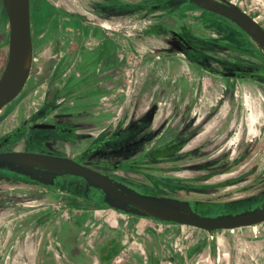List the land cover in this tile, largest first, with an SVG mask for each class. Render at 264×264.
Segmentation results:
<instances>
[{"label": "rangeland", "instance_id": "rangeland-1", "mask_svg": "<svg viewBox=\"0 0 264 264\" xmlns=\"http://www.w3.org/2000/svg\"><path fill=\"white\" fill-rule=\"evenodd\" d=\"M139 1V7H124L122 23L118 24L121 36L110 39L118 47L115 57L120 59L117 63L120 66L104 72L103 69L108 68L110 60L104 59V56L98 60L99 64L102 63V70L96 71L94 79L97 82L100 79L107 82L104 81L96 88L99 90L100 86L104 89L107 87L111 92L109 98L100 105L106 102L104 108L111 111L102 119L96 114L75 119L79 129L94 127L97 129L95 134L106 126L104 131L97 133L96 138L94 136L93 141L84 143L82 147L107 139L100 149L91 154V158L114 163L131 159L143 150L145 152L155 142V156L150 155L127 164L123 171L111 170L113 174L144 192L207 203V208L200 211L202 214H216L226 210L238 212L256 206L264 198V81L223 78L202 68L215 64V51L219 48L224 52V55H219L221 61L226 64L259 62L254 45L251 43L252 46L247 48L244 44L242 47L245 49L241 54L230 53L223 49V45H226L224 40L217 41L220 34L212 26L213 23L190 4L185 5L181 0H164L161 9L150 12L145 5L158 0ZM233 1L264 24V0ZM56 2L31 0V75L19 96L0 113V137L40 107L43 117L53 114L58 107L57 100L62 95H66L61 103L63 110H83L90 102L87 96L89 94L85 90L88 88L86 86L95 87L97 83L92 81L91 76L88 77L89 66L95 62L85 64L81 56L85 58L84 49L97 46L94 33L108 36L106 32L109 30L105 24L87 22L84 24L88 30L86 37L65 32L75 29L67 23V16L61 14L57 19ZM66 2L68 0H63V5L66 6ZM87 4L84 10L88 15L93 12L89 7L94 5L89 2ZM180 21L188 25L190 40L205 54L196 56L187 53L184 57L180 54L183 49L168 32H162L160 26V34H145V30L160 23L180 30L177 26ZM228 34H232L231 31L226 36ZM7 40L8 21L0 0V72L7 57ZM85 46L87 48H83ZM60 58L63 63L58 73L54 67ZM76 72L80 73L76 75L78 80L72 77ZM57 75L60 76L58 83ZM69 75V85L73 81L76 84L65 87L67 82L63 85V81ZM115 75H118L117 81H108ZM148 76L155 79L157 84L165 80L171 82V91L165 93L168 97L160 99L162 103L159 105L151 103L147 106L148 102H144L140 107H135L136 113L131 114V109L124 113L126 100L132 99V95ZM203 76L218 80V86L214 81L212 89H202L200 80ZM179 78L184 83L181 90L178 88ZM223 80L228 82L225 87ZM177 96L181 97L180 102L176 101ZM72 101L76 106L68 108L67 105ZM183 110L196 122L193 125L196 131L186 129L184 133L170 134L157 141L155 138L158 137L156 135L160 131V125L164 126L169 116ZM139 111V115H136ZM155 111L159 115L157 114L155 123L152 124ZM126 118L130 122L122 127L127 122ZM35 131L40 136L56 135V131L52 129ZM118 132L120 134L117 136ZM50 139L55 138L50 136L48 140ZM66 139L70 142L65 141ZM77 142L74 136L61 137L57 146L53 143H42L40 150L59 154L57 149H60L68 154H75L82 148ZM29 145L28 141L17 140L6 148H27ZM164 145L170 146L169 152L172 154L160 157L164 153L158 149ZM181 158L184 160L177 161ZM155 175L167 176L188 186H168L154 180ZM64 180V177L58 178V181ZM59 194L61 193H57L55 189L35 188L15 175L0 172V264H23L19 262L21 254L29 255L35 251L28 242V237L37 232L35 209L38 207L43 208V212H37V217L40 221L44 220V240L50 241L46 245L51 243V228L72 216L69 212L58 216L47 214L48 209L63 206L62 201L66 200L62 195L58 197ZM109 212L106 214L109 220L115 222L116 218L139 230L134 237L141 243L139 250L142 257L146 255L144 250L149 249L148 244L155 247V251L157 246L161 254H170L171 262L167 259L162 264H264V222L208 232L195 226L158 224L160 221L154 218L151 219L157 222ZM197 244L199 246L195 247ZM45 249L50 250V247Z\"/></svg>", "mask_w": 264, "mask_h": 264}, {"label": "flooded vegetation", "instance_id": "flooded-vegetation-1", "mask_svg": "<svg viewBox=\"0 0 264 264\" xmlns=\"http://www.w3.org/2000/svg\"><path fill=\"white\" fill-rule=\"evenodd\" d=\"M57 2L55 3V10L57 11V19L58 17L62 14L63 16H67V23L74 27V31H65L67 33H74L76 36L78 35H83L82 37H86L88 34V30H86L85 25L87 22L88 23H94V24H105L107 31L106 33L108 36H105L104 34L101 33H94L95 34V39L97 40V46L96 47H89L87 50H83V56H81V59H84L85 64L91 63V61L95 62L93 65L90 64L89 68V76H91V79L93 82L95 81V73L96 71H100L101 69V64H99L98 60L100 59L101 56H104V59L110 60L108 61V68L106 70L103 69V71L107 72L110 70H113L114 66L119 67L120 65L117 63L120 62V59L115 57V53L118 50L117 45L111 41L110 39H117L119 38L120 35V30L118 29V24L122 23L123 20V15H124V7L125 6H130V7H139L140 1L139 0H131L130 2L128 0H86L83 2V0H73L78 2L79 4H75L71 0H68V3L66 2V7L63 5V0H56ZM182 3L185 5L190 4L194 8L198 9L205 15V19L209 20L212 24V26L216 29L217 32H219L220 36L218 38L219 41H223L226 45H223L225 48H223L225 51L228 52H233L234 54L238 53L241 54V51L245 48L242 46L245 44L247 45V48L251 47V43L254 45V50L259 55V62L256 63H248V62H232L229 64L224 63L221 61V56L219 55H224L223 50L220 51V48L215 51L217 54L215 64H218L220 66H216L215 64H212V66H209L206 68H202L209 70L212 74L216 76H221L223 78L225 77H233V78H250V79H255V80H263L264 81V52L263 50L259 47V45L243 30L241 29L235 22L229 20L226 17H223L219 14H216L212 11L206 10L204 8H201L193 3H191L189 0H181ZM218 2L224 3L225 1H229L237 6L240 7V5L236 4L233 0H216ZM91 3L92 7H89L90 9L93 10V12L89 13L87 15L86 10L84 8L88 5L87 3ZM3 5V4H2ZM146 9H148L150 12H154L156 10L161 9L164 6V0H158L156 3L152 4H146ZM80 7V8H79ZM4 8V7H3ZM241 8V7H240ZM63 9H67L64 11H67L65 13ZM243 11H245L247 14H249L251 17H253L263 28L264 24L261 23L257 17L252 16L249 12H247L245 9L241 8ZM5 11V10H4ZM6 14V13H5ZM7 17V15H6ZM8 21V18H7ZM208 21V22H209ZM30 26H31V0H30ZM161 28V31L168 32L170 36L173 38V40L183 49L180 51V54L186 57L187 53H192L194 55H199V54H205L202 52L200 48H198L193 41L190 40V34L188 33V25L180 21V25H177L180 30H175L172 29L171 27L167 26L166 24L160 23V25H153L147 30H145L146 35H154L155 34H160V30L158 28ZM226 29L228 31H226ZM158 30V31H157ZM231 31L232 34H228L226 36V33ZM176 33L177 35H174ZM112 36V37H109ZM31 36H32V28H31ZM182 37L188 45L191 47H187L186 44L183 42ZM78 39L80 37H77ZM8 40H9V25H8ZM8 40H7V57H8ZM87 43V42H86ZM239 45V46H237ZM221 46V47H223ZM237 46V47H236ZM82 47V46H81ZM32 48H33V37H32ZM83 48H87L86 46ZM215 54V55H216ZM7 57L4 63V66L0 72V76L3 72V69L5 67ZM117 61L116 63H113L114 61ZM64 61V60H63ZM101 62V61H100ZM62 60L61 58L58 60L57 64L55 65L54 69H56L59 73L60 71V66L62 65ZM211 65V64H210ZM216 71L214 73L213 71ZM118 71V70H117ZM227 71H233L236 75L235 76H223L222 73L227 72ZM31 75V68L29 72V77ZM71 75V74H70ZM68 76V78H65L63 81V85L67 87L69 85V82L71 80V76ZM76 75H80L79 72L73 73L72 77H74L75 80H78L76 78ZM28 77V78H29ZM60 79V76L57 75L56 78V83H58ZM111 79V78H109ZM115 79V80H113ZM112 80L108 81H117L118 75H115ZM28 80V79H27ZM26 80V82H27ZM145 80H148L145 78ZM152 80V79H151ZM104 79H100L99 82H97L94 86H86L88 87L85 91L89 95V104L84 106L83 110H77V111H71V110H63L62 106V101L66 98V95H62L61 98L57 100L58 107L54 111L53 114H50L46 117L42 116V111L37 109L34 111L32 114L29 116L25 117L23 120L17 122L14 126H12L7 132H5L1 137H0V152L3 151H23V152H36V153H43V154H50V155H56V156H65L69 158L75 159L77 162L80 163H87L90 162L91 165L90 167L101 172L104 174L109 175L110 177L116 179L117 181L135 189L138 192L145 193V194H152L149 192H144L140 190L139 188L133 186L130 184L128 181L124 180L120 176H117L113 174L111 170H120L123 171L125 170V165L127 164H132L135 161L145 159L150 155L155 156V142L148 148L145 152L143 150L142 153L138 154L137 156L125 160V161H119V162H114V163H106L98 159H93L91 158V154L97 150L100 149L103 145V143L107 140L104 139L105 141L103 142L102 140H98L97 143L91 144L87 147H82L83 144L85 143H90V141L96 138V135L101 133L102 131L105 130L106 126L103 128H100L99 131L95 134L94 131L97 129L94 127L91 128H81L79 129L78 126L76 125L77 121L75 120L76 118L80 117H91L93 114L99 115L100 119L106 118L110 111L109 108H104V103L103 105H100L103 103L104 100H107L109 97L108 95H111V92L108 90L106 87L105 89L100 86L101 89L97 90V86L101 85V83H104ZM25 82V84H26ZM107 82V81H105ZM155 84V89L162 88L165 91L166 89L171 88L172 85L171 82L165 80L162 82H156V80H153ZM178 82V88L180 90L183 87V81L181 78H179ZM224 83H228L226 80H223V86L225 87ZM24 84V85H25ZM76 82L73 81V84H70L74 86ZM117 84V82H116ZM69 85V86H70ZM24 87V86H23ZM112 87V86H110ZM147 85L145 83L144 85V90L140 88V92L138 91L137 93L133 94L132 97H134L135 101L132 104L126 103L125 106L123 107L124 113L128 112V110L131 109V114H133L135 111V107H140L142 103L148 102L151 105V103H156V105L161 104L162 101L160 99H164L166 94H164L162 97H156L154 98L155 91L151 90L150 94L147 96L145 94V91H147ZM23 88L20 90V92L17 94L16 97H14L10 102L6 103L5 105L2 106L0 109V113L7 107L11 102H13L21 93ZM97 90V91H95ZM66 92V91H65ZM64 92V93H65ZM146 95V96H145ZM94 98H93V97ZM176 101L180 102L181 97L177 96ZM44 103V102H42ZM70 105H67L68 108H71L72 106L74 107V101L70 102ZM42 105V104H41ZM76 106V105H75ZM62 109V110H61ZM95 109V110H93ZM98 109V110H97ZM112 109V107H111ZM157 109V106H156ZM186 109V106L184 107ZM140 111L138 112L139 115ZM157 111L154 112L152 117V124L155 123V119L157 117ZM124 117V114H123ZM127 119V118H126ZM173 119V121H172ZM200 118H197V120ZM196 120V121H197ZM130 121L125 122L122 127H125L127 124H129ZM39 123H46V124H51L54 125V128H37L33 127L35 124ZM162 124V123H161ZM155 125V124H154ZM164 126L160 125V131L155 138L157 141L170 134H179V133H184L186 129H191L193 131H196L195 127L193 125H196V122H193L191 120V116H188L185 110L180 111L178 114H174L172 116L168 117V120L165 121L163 124ZM197 127V126H196ZM37 129H52L56 131V135H44L40 136L36 133L35 130ZM192 131V132H193ZM117 136L120 134L119 132L116 133ZM53 137L55 139H50L49 138ZM73 137L74 139H77L78 142L76 143L77 145H81V149L78 150L75 154H68L66 152L61 151L60 149H57L59 154H52V153H47V152H41V144L42 143H53L55 146L59 144V141L61 137ZM92 136V137H91ZM95 136V138H94ZM116 136V137H117ZM155 137V136H154ZM90 138V139H88ZM153 138V137H152ZM17 140H23V142H29V147L27 148H6L10 143H13L14 141ZM92 140V141H93ZM150 140V139H149ZM155 140V141H156ZM70 142L69 140H65ZM156 141V142H157ZM203 141H205L203 139ZM84 144V145H85ZM204 142L202 143V145ZM147 146V145H146ZM168 147V148H167ZM169 147L170 146H162L161 148L158 149V151H162L164 153L160 157H166L169 156L168 154H172L169 152ZM194 148V147H193ZM165 149V150H164ZM205 149V148H202ZM179 151V149H177ZM149 160V158H148ZM184 159H179L177 161H183ZM0 172H5L8 174L15 175L16 177H19L21 181L25 183L31 184L35 188H52L57 190V193H61L60 195L65 197L66 201H62L63 206L56 207V209L52 208L48 209L47 214L48 215H64L67 214L68 212L72 215L69 219H65L64 221L62 220L61 222H58V226H53L51 228L52 232V239L51 243L46 245V243L49 240H44V235L43 232L46 230L45 224L43 221H40L41 219H38V211L43 212V208H36V222H37V227L36 231L33 235H29L28 237V242H30L31 246L35 249V251L31 254H21L19 262L23 264H39L43 258H49L51 260H55L56 262H64V263H69V264H76L81 261L87 262L86 264H93L92 262L94 261L95 264H114V260L117 258V256L120 254L122 248H123V241L126 236V239H130L131 235H125L124 231L122 230L123 227V222H120L116 220L114 225L107 228H102L101 233L97 234L95 232L96 229H98V224H100L103 220L107 219L108 217L106 216L105 211H100L101 209H109L110 211H113L114 213L120 214V215H127V216H134L136 215L126 213L121 210H117L115 208L109 207L106 203L103 202V192L97 188L91 187L87 184V182L80 176H58L56 178V184L55 185H44L40 182H37L35 180L30 179L28 176L17 173L15 171L9 170V169H0ZM59 177H64V181H58ZM81 178V179H79ZM154 180L163 183L168 186H184L187 187L188 185L182 181H178L175 179L168 178L167 176H161V175H155ZM65 184L67 185L65 187ZM165 196V195H163ZM171 197V196H169ZM194 205L196 203H202V202H196V201H191ZM264 201V198L256 205L258 206L261 202ZM207 204V203H204ZM208 204L205 207H200L199 209L196 208V211L200 213L201 209L207 208ZM254 207H248V208H255ZM246 208V209H248ZM245 210V209H244ZM52 211V212H51ZM242 211V210H241ZM240 212V211H238ZM40 213V212H39ZM220 213H229V210L226 211H220L216 214ZM231 213H236V212H231ZM202 214V213H200ZM216 214H202V215H216ZM140 217V216H138ZM152 218V217H151ZM52 219V218H51ZM109 219V218H108ZM156 219V218H155ZM158 220V219H157ZM164 223H173V224H178L174 222H166V221H161ZM130 228V227H129ZM50 231V230H49ZM50 242V241H49ZM149 249H145V257H142L140 260L139 264H162L163 260H169L171 262V255H164L161 254L160 251H158V247L156 246L157 251H155V247H152V245H147ZM169 247L168 245H166ZM50 247V250H47L45 248Z\"/></svg>", "mask_w": 264, "mask_h": 264}, {"label": "water", "instance_id": "water-1", "mask_svg": "<svg viewBox=\"0 0 264 264\" xmlns=\"http://www.w3.org/2000/svg\"><path fill=\"white\" fill-rule=\"evenodd\" d=\"M191 3L212 11L235 22L264 52V28L239 6L225 1L189 0ZM8 18V57L0 76V109L10 102L23 88L29 77L32 63V36L30 26V0H2ZM174 35H177L174 33ZM186 46L191 47L180 37ZM216 73V71H213ZM223 76H235L233 71ZM33 127L54 128L39 123ZM80 163L73 158L50 154L3 151L0 152V169H9L28 176L44 185H55L58 176H80L89 186L103 192V202L109 207L140 217H152L161 221L195 226L208 232L219 229H235L264 222V201L255 208L236 213L202 215L195 205L175 197L145 194L117 181L107 174ZM197 244L195 247H198Z\"/></svg>", "mask_w": 264, "mask_h": 264}, {"label": "crops", "instance_id": "crops-1", "mask_svg": "<svg viewBox=\"0 0 264 264\" xmlns=\"http://www.w3.org/2000/svg\"><path fill=\"white\" fill-rule=\"evenodd\" d=\"M146 78L148 80L144 79L142 81L141 85L139 86V88L135 91V93H137L138 91L140 92V88H142V90H144L145 83L147 85V88H151V89H148L147 91H145V94L148 96L150 94L151 90H153V92L155 91V95H154L155 99H156V97H162L165 93H167L170 90V88L169 89L165 88V91L162 88H159L156 90L154 88L155 84H154L153 80H151V78L149 76ZM214 81L216 83V86H218V83H219L218 80H214L213 78H211V76H203L202 79L200 80V86L202 89L208 91V90H210V88L212 89L214 87V83H213ZM124 90H125V88H124ZM179 90H180V88H179ZM140 94H141V92H140ZM126 101H127V103H130L133 106L135 99H134V97H132L131 100H126ZM100 211H105L106 213H110L109 212L110 210L106 209V208L101 209ZM136 217L147 219L150 221H156V220H154L155 218L151 219V217H138V216H136ZM157 223L158 224H166L164 222H157ZM113 225H114V222L107 218V219L103 220L100 224H98L99 227H98V229L95 230V232L97 234H100L102 228L104 229V228H107V226L111 227ZM122 225H123L122 230L124 231V234L128 235V236L131 235L132 237H130V239H126V236H125L124 241H123V243H124L123 248H122L120 254L117 256V258L114 260V264H139L140 260L142 259V256L140 254L141 252L139 250L141 243L138 241V239L136 237H134L135 234L139 233V230L134 226L132 227V225L131 226L128 225L127 223L126 224L123 223ZM86 263L87 262H85V261H81V262L76 263V264H86ZM92 263L95 264L94 261ZM39 264H69V263L56 262L55 260L53 261L49 258H43Z\"/></svg>", "mask_w": 264, "mask_h": 264}, {"label": "trees", "instance_id": "trees-1", "mask_svg": "<svg viewBox=\"0 0 264 264\" xmlns=\"http://www.w3.org/2000/svg\"><path fill=\"white\" fill-rule=\"evenodd\" d=\"M196 208L199 209L200 207H205L207 204L204 203H196Z\"/></svg>", "mask_w": 264, "mask_h": 264}]
</instances>
